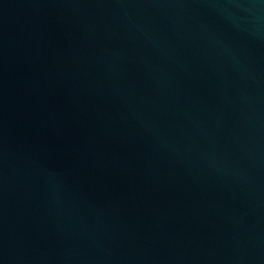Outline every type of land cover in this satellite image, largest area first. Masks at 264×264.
Returning a JSON list of instances; mask_svg holds the SVG:
<instances>
[{
	"label": "water",
	"instance_id": "obj_1",
	"mask_svg": "<svg viewBox=\"0 0 264 264\" xmlns=\"http://www.w3.org/2000/svg\"><path fill=\"white\" fill-rule=\"evenodd\" d=\"M0 264H264V0H0Z\"/></svg>",
	"mask_w": 264,
	"mask_h": 264
}]
</instances>
